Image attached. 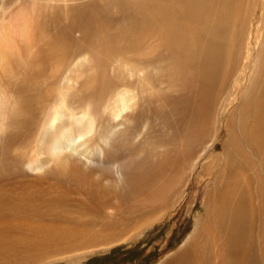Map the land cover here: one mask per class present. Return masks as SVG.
<instances>
[{
	"label": "bare ground",
	"instance_id": "1",
	"mask_svg": "<svg viewBox=\"0 0 264 264\" xmlns=\"http://www.w3.org/2000/svg\"><path fill=\"white\" fill-rule=\"evenodd\" d=\"M0 7V176L25 185L13 207L0 186V264L139 241L189 187L202 214L162 264H264V0Z\"/></svg>",
	"mask_w": 264,
	"mask_h": 264
},
{
	"label": "rangeland",
	"instance_id": "2",
	"mask_svg": "<svg viewBox=\"0 0 264 264\" xmlns=\"http://www.w3.org/2000/svg\"><path fill=\"white\" fill-rule=\"evenodd\" d=\"M2 11L4 9L0 7V15L2 14V18H4L6 15ZM220 135L221 137L223 136L222 134ZM24 136H26L25 133L16 132L14 141L11 140L12 142H9V146L5 147H9L4 151L8 159L24 158L23 155L13 152L17 139ZM219 147L220 143L214 146L215 152L218 153ZM0 186H5L9 190L5 201L11 207L17 203H15V198L17 200L16 195L23 193L25 190V185L19 180H8L4 176H0ZM13 190L14 192L11 193ZM193 191V188L189 187L186 199L184 198L177 210L171 213L173 216L165 219L160 226H155L150 233L144 235L139 241H136L137 243L134 241L135 243L131 242L114 246L106 251H98L72 261L55 262L51 259H45L43 264L49 261H52L49 264H162L165 259L176 253L185 244L194 231L197 218L202 214L203 195L201 193L200 195L196 194L195 197L198 195L199 197L194 200L192 199V196L194 197ZM76 199L80 198L72 197L71 201H77ZM24 207L26 208L27 206ZM2 210L11 213L8 207Z\"/></svg>",
	"mask_w": 264,
	"mask_h": 264
}]
</instances>
